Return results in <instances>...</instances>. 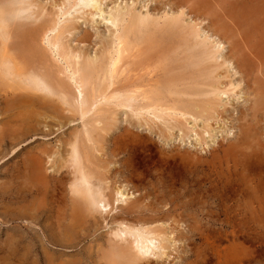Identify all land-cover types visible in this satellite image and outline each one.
I'll return each instance as SVG.
<instances>
[{
  "label": "bare ground",
  "instance_id": "obj_1",
  "mask_svg": "<svg viewBox=\"0 0 264 264\" xmlns=\"http://www.w3.org/2000/svg\"><path fill=\"white\" fill-rule=\"evenodd\" d=\"M104 1L59 0V3L51 4L54 11L48 13L37 0H0V86L6 85L22 94L21 100L6 103V112L13 117V110L21 108V121L32 122V110L45 109L57 98L67 108L64 111L74 113L82 121V129L67 141L69 150L62 164L71 168L73 174L69 192L73 197L71 225L67 226L66 232L74 231L79 222L95 213L110 207L111 213L114 204L123 203L130 195L126 196L125 186L124 189L117 186L110 192V183L99 163L105 153L106 139L120 121L119 115L129 116L133 123L149 130L163 129L162 135H168L171 140L195 137L198 145L209 146L205 135L214 138L218 129L211 122L222 120L220 110L230 105L232 99L250 101L241 88L242 81L234 79L242 70L235 65L236 53L224 54L227 36L223 37L220 31V35L207 32L201 26L204 21L201 16L200 22L198 19L185 21L186 4L171 13L156 16V13L137 12L134 2L130 5L117 2L106 10ZM74 14L93 20L99 17L110 25L111 43L104 45L101 52L95 51L94 55L72 48L67 36L74 34ZM244 72L243 75H247ZM243 80L246 79L243 77ZM253 101L255 105H264V91ZM200 122L203 128L198 132ZM175 131L182 133L180 137ZM244 140L245 135L242 144H238L243 146L237 156L239 160H234L237 169H243L242 177L233 179L232 183L227 181L218 193L216 186L209 190L214 189L212 195L219 200V212L226 216L221 230L234 227L233 216L247 218L244 225L252 232L249 264H255V233L259 214L264 216V149L253 145L244 147L248 144ZM27 165L24 185L30 187L32 196L41 194L42 191L34 190L40 186L45 189L48 183L41 163L33 159ZM202 184L205 186L206 182L202 181ZM203 194L202 199L210 197L207 191ZM139 206L138 202H133L127 209L131 212ZM26 215L21 213L17 219L13 215L12 220L36 218V215ZM139 217L116 219L120 228L114 236L125 245L111 244L105 254L109 264H141L149 261L150 255L158 259L168 257V242H176V239L170 238V233L166 234L162 228L154 227L161 219ZM239 238L235 240L239 241ZM238 241L232 247L234 249L221 253L224 264L243 262L240 257L244 254L243 248Z\"/></svg>",
  "mask_w": 264,
  "mask_h": 264
},
{
  "label": "rangeland",
  "instance_id": "obj_2",
  "mask_svg": "<svg viewBox=\"0 0 264 264\" xmlns=\"http://www.w3.org/2000/svg\"><path fill=\"white\" fill-rule=\"evenodd\" d=\"M37 1L46 7L48 13L54 11L51 4L59 3V0ZM105 1L103 4L106 10L117 2L120 5L134 2L137 12L156 13V16L171 13L186 4L185 21L199 20L201 16L200 19H204L201 26L207 32H221L223 37L227 36L224 54L236 53L235 65L238 64L243 72L246 71L247 75H243L245 72L241 70L242 78L239 74L234 79L242 81L241 88L249 95L250 101L246 103L245 98L239 101L232 99L230 105L220 110L222 120L211 122L218 129L217 133L214 132L212 139L205 135L209 146L198 145L195 137L171 140L168 135H162L163 129L157 127L149 130L133 123L129 116L119 115L120 121L107 137L105 153L99 163L110 183V192L117 186H123V189L125 186L126 196L130 195L123 203L114 204L111 213V207L102 213H95L79 222L74 231L66 232L67 226L71 225L73 197L69 192L73 174L71 168L67 169L62 164L69 150L67 141L73 133L82 129V121L74 113L64 111L67 108L57 98L45 109L32 110V122L21 121V108L13 110L15 115L11 117L6 112V103L21 100L22 94L1 85L0 264H109L105 254L111 244L117 242L125 245V242L114 236L120 228L117 220L123 217L134 220L140 218V215L143 219H161L154 227L162 228L166 234L170 233V238L176 239V242H168V257L158 259L150 255L149 261L141 264H224L225 258L220 257L221 253L230 251L238 241L235 238L239 237L241 239L238 243L242 244L244 253L240 255L243 262L236 261L233 264H249L252 232L244 225L248 220L233 216L234 227L221 230V223L226 216H221L219 200L212 195L214 189L211 188L216 186L218 193L233 179L242 177L243 169H237V161L234 160H239L237 156L243 146L238 144H242L243 135L244 141L248 142L244 147L253 145L264 149V105L252 102L254 98H260L264 91V0ZM74 16V34L67 36V42L72 48L86 55H94L101 52L104 45L111 43V26L101 18L95 17L93 20L81 14ZM201 128L202 122L199 123L198 132H201ZM33 159L41 163L48 182L45 189L43 186L35 188V191L42 193L34 196L29 194L30 187L24 185V176L28 173L25 168ZM202 181L206 182L205 186ZM205 191L210 193L207 200L202 199ZM133 202L141 206L130 212L127 208ZM21 213H26V216L36 215V218L12 220L13 215L17 219ZM259 219L255 233V264H264V216L261 213ZM61 240L64 243H60Z\"/></svg>",
  "mask_w": 264,
  "mask_h": 264
}]
</instances>
